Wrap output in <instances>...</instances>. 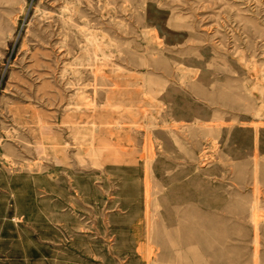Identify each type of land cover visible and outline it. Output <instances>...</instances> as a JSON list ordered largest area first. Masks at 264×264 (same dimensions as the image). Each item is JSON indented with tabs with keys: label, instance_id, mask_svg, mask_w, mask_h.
Masks as SVG:
<instances>
[{
	"label": "rangeland",
	"instance_id": "374dc122",
	"mask_svg": "<svg viewBox=\"0 0 264 264\" xmlns=\"http://www.w3.org/2000/svg\"><path fill=\"white\" fill-rule=\"evenodd\" d=\"M0 264H264V0H0Z\"/></svg>",
	"mask_w": 264,
	"mask_h": 264
}]
</instances>
